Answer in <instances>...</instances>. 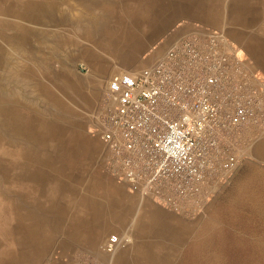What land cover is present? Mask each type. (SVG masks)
Returning <instances> with one entry per match:
<instances>
[{
  "label": "crops",
  "instance_id": "obj_1",
  "mask_svg": "<svg viewBox=\"0 0 264 264\" xmlns=\"http://www.w3.org/2000/svg\"><path fill=\"white\" fill-rule=\"evenodd\" d=\"M43 1L41 0V3ZM52 1L60 7L59 11L57 10L58 15L56 13L58 20L45 21L39 24L41 27L33 28L36 31L41 30L44 36L42 41L32 38L31 45L25 50L17 48L10 51L14 54L11 65L16 69L7 68L4 60L0 63V73L5 72V78L0 82V88L5 95L0 98V117L7 119L6 125L2 127L7 130L13 129L11 128L14 124L13 119L22 117L26 112L28 113L29 109H31L32 116H50L54 110L53 105L44 102L46 97L39 96L33 87L29 88L30 99L37 103V106L31 107L27 104V98L24 96L25 89L20 96L7 94L15 88H19L22 92L18 79L31 78L34 80L38 76L59 79L62 78V74L67 76L71 74L70 69L77 76L88 79L92 72L87 68H81L86 71L82 74L78 67L82 66L83 61L95 60L103 71L97 77L99 79L97 83L99 82L101 87L99 93L96 92L95 80L87 81V85L79 90L83 92L84 98H81L79 93L77 94L76 89L71 90L70 88L74 95L73 102L60 90L54 87H51V90L58 94L61 101L69 104L81 119L82 131L87 140V145H84L86 159L89 154V157L92 155L90 162H86L79 168L80 171L87 172V178L81 180L86 184L87 180L91 183V193L84 192L82 201L87 202V205L91 201H97L106 207V212L105 214L101 212L98 217L95 211L89 212L88 207L78 210L73 204L70 209L51 205V198L64 205L66 202L79 200L78 195L61 196L59 191L53 190L61 180L59 177H0V262L3 261L2 257L5 254L11 257H9V264H52L53 262L56 264L62 261L78 264L85 259L106 262L109 257L104 258L106 253L100 250V246L107 240L112 229H123L129 225L127 227L130 229L152 228L157 231L159 238L148 239L139 233V238L137 235L132 247L119 254L116 259L110 260L112 264H153V261L158 264H186L187 260L183 256L194 255L177 253L166 259L162 257L148 259L149 257L144 258L140 255L144 249H152L157 252V256L159 254L162 256L160 251L163 248H171L178 244L176 241L160 238V232H165L167 229L160 221L155 220L154 212L162 209L152 205L148 208L145 202H140L135 194L127 192L118 181L117 185L127 192L129 196L127 198L131 203L130 201L126 203L127 199L108 189L103 188L98 190L100 193L97 192L98 175L103 174L109 177L103 168L105 163L107 165V149L100 137L104 130L105 112L102 104L106 96L112 97L108 90L109 81L113 76L130 71L131 66L140 65L147 60L153 52L152 49L156 48L152 45L157 39L167 36L175 37L169 40L172 42L169 45L171 46L180 37L190 35L206 37L205 35L212 31L223 33L226 38L224 49L227 55L250 76L253 85L259 88L264 97V0H164L163 3H155L154 14L151 12V23L142 26L140 31L133 34L130 42L124 49H121L119 57L109 55L107 52L110 51L103 43L87 42V33L84 31L92 27L93 22L91 21L95 18L93 15L100 13L102 4L117 7L116 11H118V8L123 5L132 6L135 0H87V12L82 7L85 4L76 0ZM68 5L71 11H68ZM163 5H165L164 11L157 9ZM77 6L82 8L81 12L78 11L79 16L85 14L80 17L84 21L76 19ZM240 7H244L249 15H254V23L249 22L250 16L246 18L241 15ZM60 11L64 12L62 19ZM84 16L86 18H83ZM170 17L171 20H169ZM27 23L30 26L33 25ZM76 26L78 29H75ZM82 27H87V29L83 30ZM8 33L10 34L11 31ZM98 38L103 39L104 37L99 36ZM55 44L57 46H54ZM7 50L8 47L5 51ZM89 51L91 55H87ZM60 68L64 72L59 71ZM52 70H55V73H52ZM52 84L57 86L56 83ZM46 85L51 86L50 83ZM84 102H87V105H84ZM45 108L50 112L44 114ZM249 132H246V137H249L254 145L248 152L258 161L261 160L264 166L262 156L264 130L261 132L250 130ZM257 169L248 163L243 172L236 176L235 184L239 185L243 182L242 184L246 185L255 177ZM62 194L65 193L62 191ZM127 205L132 211L126 216L128 220L124 222L121 217L124 214L123 208ZM143 211H146V214ZM136 219L141 220L143 225L137 226ZM187 225L194 230L193 225Z\"/></svg>",
  "mask_w": 264,
  "mask_h": 264
},
{
  "label": "built area",
  "instance_id": "obj_2",
  "mask_svg": "<svg viewBox=\"0 0 264 264\" xmlns=\"http://www.w3.org/2000/svg\"><path fill=\"white\" fill-rule=\"evenodd\" d=\"M205 36L180 37L144 68L113 76L100 136L120 184L187 217L204 213L234 176L241 128L264 127L261 91L227 55L223 33ZM122 238L111 234L103 250L126 247Z\"/></svg>",
  "mask_w": 264,
  "mask_h": 264
},
{
  "label": "bare ground",
  "instance_id": "obj_3",
  "mask_svg": "<svg viewBox=\"0 0 264 264\" xmlns=\"http://www.w3.org/2000/svg\"><path fill=\"white\" fill-rule=\"evenodd\" d=\"M76 1L85 4L82 7L85 12H87V0ZM135 1V4L132 6L123 5L119 7L118 11H116L117 7L113 8V6L102 4L100 13L93 15L96 19L94 18L91 21L93 22L92 27L88 29L87 27H82L83 30L87 29V31H84V33H87V42H93V44L103 43V45H106L109 49L110 52H107L109 55L114 57L117 55L119 57L121 49H124L126 44L130 42L133 34L140 31L142 26L151 23L152 20H150V18L151 12L153 13L154 11V4L163 3L164 0ZM164 7L165 5L157 9L164 11ZM59 9L60 7L58 4L52 0H44L43 3H41V0H0V63L4 60L8 66L7 68L16 69L11 65V59L14 54L10 51L17 48L25 50L31 45L32 38L33 40L41 42L44 37L43 33L41 30L36 31L33 28L41 27L39 24H43L45 21H57ZM76 9V19L79 21L83 20L80 17L85 14H81L80 16L78 14V11L81 12L82 8L77 6ZM240 9L241 15L246 18L250 16L249 22L254 23V15H249V12L246 11L244 7H240ZM68 11H71L70 6L68 7ZM60 12L62 19L64 12ZM83 18L86 17L84 16ZM86 20L85 22L87 23ZM169 20H171V17ZM27 22L33 25L30 26ZM61 23L63 22L61 21ZM163 25L164 23L162 26ZM75 29H78V27L76 26ZM79 29L81 28L79 27ZM7 31H11V33L9 34ZM99 36H103L104 38L99 39ZM43 44L47 45L45 43ZM48 45L52 46L51 44ZM54 46L57 45L55 44ZM7 47L8 50L5 51ZM88 54L91 55L90 51L87 55ZM5 55L9 56L6 57ZM85 58L87 60V57ZM88 61H86V63L88 62L87 67L90 68L92 72L88 79L78 77L75 72L70 69L69 72L71 74L67 73L69 74L68 76L62 74V78L59 79L54 77L42 78L40 76L34 80L31 78L26 80L24 78L18 79V83H21L22 92H20L19 88H15L7 93L9 95L20 96L23 94V89H25L26 93L24 96L27 98V104L33 107L34 105L37 106V103L32 102V99H30L31 92L29 88L33 87L34 91L37 92L39 96L46 97L44 102L53 105L54 110L50 116H32L30 113L31 109H29L28 113L26 112L22 117L13 119L14 124L11 130H7L5 127L3 129L2 126L6 125L7 119L0 117V177H59L61 180L58 186L53 189L54 191H59L61 196L78 195V197H81L80 195H82V197L73 202H66L65 205L59 204L54 198H51V205L61 207L62 209H70L72 204H80L83 208L85 207L87 209L88 207L89 212L95 211L99 217L101 212L105 214L106 207L102 206L101 203H97V201H91L88 205L87 202L82 201V199H84V192L91 193V183L87 182L86 187L85 182L81 180L85 178L83 175L85 174L84 170L81 171L83 174L76 173V170L84 165L86 158L84 145H87V140L82 131V121L75 114L73 108L69 104L61 101L58 94L51 90V87L60 90L65 97H68V99L73 102L74 95L73 91H70V88L71 90L76 89L77 94L79 93L80 97L84 98L83 92H79V90L87 85V81L92 82L95 80L97 83V81H99L97 77L103 72L101 66L95 60L89 59ZM62 70V68L59 69V71L64 72ZM43 71L45 72L44 67ZM51 72L55 73V70ZM0 77L1 82L5 78V72L3 73L2 71ZM46 83H50L51 86H47ZM52 83H56L57 86H54ZM100 89L101 87L98 82L96 92L99 93ZM2 97H5V95L4 91L0 88V98ZM107 103H109V101ZM83 104L87 105V102ZM49 112L50 111L46 108L44 109V114ZM261 128L264 130V127ZM245 134L247 135V133ZM262 156L264 158V153ZM261 179L264 185V173ZM98 180L97 191L103 188L108 189V191H112L127 199L126 203H129L130 200L127 198L129 196L126 191L121 186L115 184L111 178L100 174L98 175ZM62 191L65 194H62ZM245 198L246 196L239 197L237 203L244 204ZM252 206L254 205L252 204ZM255 208L257 209L256 213L258 219L248 221V223H252L253 227H247L246 236L234 235V238L231 240L233 244L231 245V249L228 250V254L222 249L223 244L215 241V236L213 235L217 233L213 229L204 227L202 231L193 233V230L189 228L184 221L173 217L169 213L162 212L161 210L154 212L156 214L154 218L160 221L165 229H167L165 232H160L161 239L165 238L176 242L183 241L185 250L182 255H194L187 257L183 256L185 260H187V262H185L186 264H264V199L260 198ZM131 211L128 205L123 208L124 214L121 217L122 221L125 222L128 220H126V216L129 215ZM143 213L146 214V211H143ZM234 214L235 217L233 220L236 218V213ZM230 216L233 217V211L231 212V210ZM136 225H143V222L137 220ZM159 230L160 229H158V231ZM123 233L131 237V239L124 238L128 241V247H125L123 250L117 249L114 253H110L108 259L111 261L112 259L114 260V258L116 259L122 252L128 250L129 247L135 243L137 235L139 238V233L145 234V237H148V239H152L153 237L159 238V236H157V231L152 228L144 230L139 227L138 229L125 230ZM118 234L121 236V233ZM187 241H190V243ZM177 250L176 246L167 249L163 248V250L160 251L163 255L160 256L159 254V256H157V252L152 251V249H144L141 251L140 255L144 258L149 257L148 259L157 257L166 259L169 258L168 256L179 253ZM103 252L105 251L103 250ZM9 257V255L5 254L0 264H9ZM107 257V254L104 255V258ZM152 263L158 264L156 261Z\"/></svg>",
  "mask_w": 264,
  "mask_h": 264
},
{
  "label": "rangeland",
  "instance_id": "obj_4",
  "mask_svg": "<svg viewBox=\"0 0 264 264\" xmlns=\"http://www.w3.org/2000/svg\"><path fill=\"white\" fill-rule=\"evenodd\" d=\"M7 32H10V31H7ZM173 38H175V37L167 36V37H161V38L157 39V41H155V43H153V45H152V47L156 46V48L152 49L153 52L150 53L147 60H145L140 65L131 66L129 68V70L130 71L140 70V69L144 68L146 65H148L150 62L155 61L159 56H161L167 50L168 46L172 43V42H169V40L171 41V39H173ZM82 63H83L82 66L79 65L78 70L80 73L83 74L86 71H83L82 69L87 68L88 70H90V68L87 67L86 62L83 61ZM55 66H58V64L57 65L55 64ZM108 101H109V103H107ZM102 107H103L104 112H105L104 113V118H105V116L109 113V111L112 110V108L114 107V101H113L111 96H106V99L104 100V102L102 104ZM243 128H245V129H243ZM249 130H251V131L257 130L256 132H261V131H263V128H261L258 125H254V124L250 125V126H244L241 128L242 140L236 146L237 150H238L237 153L239 156V167L236 170V172L234 173V176L232 177L230 182L228 184L224 185L220 189L219 194L211 201V203L208 205L206 211L204 213H202L201 215H198L197 217H187L184 215H179V214L165 210L161 206L154 204L153 202H151L148 199H143L136 194H135V196H137L140 199V202H145L148 205V208L151 205L155 206L156 208L159 207L160 209H162L161 210L162 212L169 213L173 217L184 221L186 224L193 225L194 226L193 233H196V232L198 233L199 231H202L204 227H208L210 229L215 230L217 233L216 235H213V236H215V241H218L219 243L221 242L223 244L222 249H224L228 254V250L231 249V245L233 244V242H231V240L234 238V235L235 236L242 235V237H243V235L246 236L247 227H253L252 223H248V221L258 219L257 213H256L257 209L255 208V205L260 201V198L264 199V185L261 182V180H262L261 176L264 173V166L260 162L261 160L258 161V159L254 155H251L250 152H248L249 149L251 147H253V145H254L253 141L250 140L249 137H245L246 136L245 133L249 132ZM101 144H102V146H104L102 142H101ZM263 153H264V150H263ZM91 157H92V155L89 158L87 157V159L85 158L84 165L86 164V162H88V161L90 162ZM248 163L251 166L258 168L257 170H255V177H253V179H251L248 183H246V185H243L242 184L243 182L240 183L239 185H236L235 184V182L237 180V179H235V178H237L236 176H238L240 173L243 172V170L246 168ZM103 168H104L105 173L109 176L108 178H111L114 183L119 184L117 182V180L114 178V176L111 174L106 163L104 164ZM76 173H82V172L80 171V169H78V170H76ZM83 175L85 178H87V172H85V174H83ZM104 176H106V175H104ZM87 182H88V180H87ZM85 185L87 187L86 183H85ZM119 185H121V184H119ZM121 186L128 192V189L124 185H121ZM97 192H99V191H97ZM245 196H246L245 203L244 204H241V203L238 204L237 203L238 198L239 197H245ZM79 198H81V197H79ZM252 204L254 206H252ZM73 205H74V208H76L78 210L83 208V206L80 204H73ZM230 210H231V212L233 211V217L230 216ZM234 213H236L235 220H233L235 217ZM127 226H129V225H126L123 229H112L109 232L108 237L111 234L121 233V237L131 239V237L129 235L124 234L125 232L123 233V231H125V230H130V229H128ZM196 229H197V231H195ZM248 230H249V228H248ZM141 234L146 236L143 233H141ZM187 242L190 243V241H187ZM174 246H176V248L178 249L177 251L179 252V254H182L183 251L185 250V244L183 241L178 242V244L174 245ZM127 247L128 246H126V248ZM123 249H125V247L124 248H118V250H123ZM100 250H102L101 246H100ZM106 254L108 257L110 256V253L106 252ZM95 261L97 262V264H112V262H110V260H108L106 262H101L98 260H95ZM52 264H55V263L53 262ZM56 264H70V261L57 262Z\"/></svg>",
  "mask_w": 264,
  "mask_h": 264
}]
</instances>
